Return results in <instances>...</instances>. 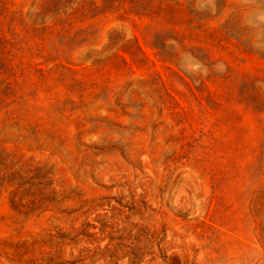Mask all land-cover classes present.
<instances>
[{
    "label": "rangeland",
    "instance_id": "1",
    "mask_svg": "<svg viewBox=\"0 0 264 264\" xmlns=\"http://www.w3.org/2000/svg\"><path fill=\"white\" fill-rule=\"evenodd\" d=\"M0 264H264V0H0Z\"/></svg>",
    "mask_w": 264,
    "mask_h": 264
}]
</instances>
